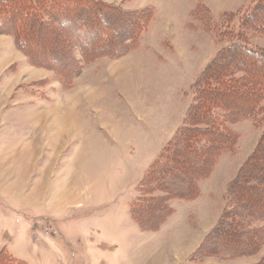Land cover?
Here are the masks:
<instances>
[{
	"label": "rangeland",
	"instance_id": "rangeland-1",
	"mask_svg": "<svg viewBox=\"0 0 264 264\" xmlns=\"http://www.w3.org/2000/svg\"><path fill=\"white\" fill-rule=\"evenodd\" d=\"M108 1L153 7V16L138 46L93 59L67 88L0 34L24 58L8 67L6 76L20 81L11 96L0 85V251L26 264L190 263L263 130L254 118L231 124L236 145L199 181V196L169 200L174 213L160 228L139 230L130 216L138 183L184 123L199 74L255 0H202L196 12L197 0ZM245 34L264 49L263 33ZM263 255L264 244L250 256L194 262L254 264Z\"/></svg>",
	"mask_w": 264,
	"mask_h": 264
},
{
	"label": "trees",
	"instance_id": "trees-1",
	"mask_svg": "<svg viewBox=\"0 0 264 264\" xmlns=\"http://www.w3.org/2000/svg\"><path fill=\"white\" fill-rule=\"evenodd\" d=\"M203 5L197 0L195 12ZM152 16L153 7L126 9L102 0H0V34L12 36L31 65L52 71L67 88L93 59H116L138 46ZM238 21L232 41L199 74L184 123L142 176L130 207L139 230H158L174 213L169 200L196 199L199 181L223 152L233 151L238 134L231 124L254 118L260 137L227 184L225 207L188 264L250 256L264 244V49L249 46L245 34H264V0H255ZM0 264L26 263L1 250ZM254 264H264V255Z\"/></svg>",
	"mask_w": 264,
	"mask_h": 264
},
{
	"label": "crops",
	"instance_id": "crops-1",
	"mask_svg": "<svg viewBox=\"0 0 264 264\" xmlns=\"http://www.w3.org/2000/svg\"><path fill=\"white\" fill-rule=\"evenodd\" d=\"M105 2H110L108 0H102ZM0 42L2 45V48H0V80H2L4 77L5 80L1 81V84H4V97L7 98L11 96V93L13 92V89L17 84H20L18 75L14 76H6V73L9 71L8 67L12 63L15 62H21V59L23 58V55L19 53L16 49L13 48L12 40L10 38H0ZM3 82V83H2ZM200 187V186H199ZM201 191V188H200Z\"/></svg>",
	"mask_w": 264,
	"mask_h": 264
},
{
	"label": "bare ground",
	"instance_id": "bare-ground-1",
	"mask_svg": "<svg viewBox=\"0 0 264 264\" xmlns=\"http://www.w3.org/2000/svg\"><path fill=\"white\" fill-rule=\"evenodd\" d=\"M63 116V115H62ZM57 117V116H56ZM57 119H58V117H57Z\"/></svg>",
	"mask_w": 264,
	"mask_h": 264
}]
</instances>
